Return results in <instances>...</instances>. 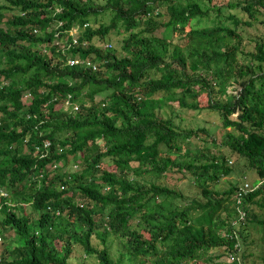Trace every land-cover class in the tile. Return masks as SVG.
<instances>
[{"label":"trees","instance_id":"obj_1","mask_svg":"<svg viewBox=\"0 0 264 264\" xmlns=\"http://www.w3.org/2000/svg\"><path fill=\"white\" fill-rule=\"evenodd\" d=\"M232 4L251 17L264 10V0ZM2 8L18 11L0 25V233L15 234L0 264H67L74 244L99 264L249 262L245 239L255 229L264 240V39L240 61L233 28L192 22L208 14L197 0H0V17ZM75 24L78 43L68 32ZM76 57L97 68L67 62ZM202 92L231 127L211 138L229 155L210 145L191 152L186 140L209 133L169 114L171 101L200 108ZM44 139L40 156L34 146ZM233 154L257 176L209 186L232 171ZM70 159L82 167L65 168ZM175 173L188 177L185 188L168 182ZM110 234L121 244L116 256ZM226 252L231 262L220 259ZM257 258L264 264V249Z\"/></svg>","mask_w":264,"mask_h":264},{"label":"rangeland","instance_id":"obj_2","mask_svg":"<svg viewBox=\"0 0 264 264\" xmlns=\"http://www.w3.org/2000/svg\"><path fill=\"white\" fill-rule=\"evenodd\" d=\"M100 2H103L104 0H99ZM182 2H185L186 0H181ZM236 0H197V2L200 4V6L203 9H208L207 15L202 16H196L193 19V23L197 27H202L206 25H216V24H223L227 25L234 29L235 33L237 34L232 39V43L236 44L235 46L238 47L237 50V57L240 61H244L245 55L241 54V51H246L247 49H251L254 47V43L257 39H264V23L261 22L264 18V14L261 13L264 10H255V17H251L246 11H244L240 6H235L232 3H235ZM244 1V0H241ZM218 8V9H216ZM163 9V8H162ZM255 9V8H254ZM18 9H7L2 8L1 9V17H0V25L4 26L5 21L7 18H10L14 13H16ZM218 12V13H217ZM230 16H233V18H230ZM238 18L241 20L238 24L234 22V20ZM163 20V19H162ZM162 20H159L160 22ZM250 20L251 23L245 22ZM163 29V25L158 26L154 29L153 33L160 35L161 30ZM118 36H115L114 39H111V42L115 46H119V42L117 40ZM96 37H94V40ZM173 40L176 42H179L180 44L185 45L187 41V37L183 33H179L177 31L173 34ZM238 83L236 81H232L227 86V91L235 92L236 89L239 87L237 86ZM197 87V85L195 86ZM97 98L102 97L103 94H96ZM198 104L201 106L197 109H180L178 108L177 101H171L169 103H172V107L174 108V113H171L169 111L168 106H164V108L169 111V114H171L173 120L175 123L180 124L181 126H191V127H204L205 130L209 133L207 136L203 137L202 135L197 136H191L189 137L185 145L188 146V148L191 150V152L195 149H202L205 145H210L213 148V152H217L220 148L221 151L224 154L229 155L230 151L229 148L226 146L218 147L215 144L213 145L211 142V138L215 137L218 140L220 139L222 133L224 132V128L230 129L231 127H223L222 126V120L220 114L209 107H207L208 97L205 92L200 93L197 96ZM24 102V97L19 99V101L16 104H21ZM59 103L56 104L58 106ZM158 111V109H157ZM0 111V116H1ZM236 112L232 113V116L235 117ZM203 135L205 133H202ZM235 155L233 154L231 158L228 160V164H231L233 166L232 171L227 175H220L219 178H217L214 182H209V186L217 187V189H223L226 188L231 182H237L239 183L242 179L246 178L245 180L249 181L250 179H253L257 176L256 172L248 168L247 165L244 163L242 157L238 154H236L235 159H233ZM104 159H108V157H105ZM231 160V162H230ZM59 164H61V161H59ZM74 162L70 159L65 166V168H72L77 167L80 169L82 165H73ZM102 168L107 169H114L113 163H105L101 162ZM178 177V178H176ZM162 178V177H161ZM179 179V180H178ZM188 177H180L179 173H175L173 178H170L168 180L169 183L181 186L185 188V180H187ZM249 182H245L244 185H248ZM256 185L252 186V188L256 187ZM5 194L4 191H0V195ZM82 197V195L76 191L75 197ZM10 203H12L10 201ZM24 205V212H29L31 210V206L29 203H23ZM19 212V211H17ZM94 218L96 220H99L100 214L96 213L94 215ZM261 234V233H260ZM0 236H2V240L0 242V249L3 247L5 243H11L15 239L14 230L11 227H7L3 230V233H0ZM261 236H259V232L255 229H253V238L252 236H248L245 240L247 242V251L252 252L253 255L248 257V261L246 264H251V260L253 259L256 264H260V260H258V254L261 253V251L264 249V240L260 239ZM255 240V243H250V240ZM91 241L93 243H96L98 246L100 245L98 241V237L95 234L91 235ZM107 243H109L111 248V254L116 256L117 252L121 248V244L119 242V238L115 237L114 235H108ZM246 249V248H245ZM6 249L3 250V252ZM7 250L6 252H8ZM219 251V250H218ZM218 251H213V254ZM222 256L220 259L224 261H230L232 258L229 256L230 254ZM3 254V253H2ZM231 262V261H230ZM67 264H99L97 262V257L95 254L86 255L84 253L81 246H78L76 244L73 245L71 255L68 258Z\"/></svg>","mask_w":264,"mask_h":264},{"label":"clouds","instance_id":"obj_3","mask_svg":"<svg viewBox=\"0 0 264 264\" xmlns=\"http://www.w3.org/2000/svg\"><path fill=\"white\" fill-rule=\"evenodd\" d=\"M79 31H80V27H79V25L78 24H75V25H73L69 30H68V32H69V34L71 35V39H72V42L73 43H78V34H79ZM86 41H83V43H85ZM70 44L69 43H67V47L69 46ZM67 62L68 63H82V64H84V65H87V66H91V68L92 69H96L97 68V63H95V62H92L91 61V59L90 58H80V57H76V58H68L67 59ZM94 66V67H93ZM27 93L28 92H26L25 94H24V98L27 96ZM69 98H70V95L68 94L67 95V99L65 100V104H67V103H71V106H70V108H69V110H75V109H77L78 108V104L77 103H74V102H71V101H69ZM24 103V102H23ZM27 116H29V115H27ZM49 144H50V142H49V140L48 139H44L43 141H42V146L40 145V144H35V148H34V152L35 153H38L40 156H43L45 153H46V151L48 150V148H49ZM56 165V164H55ZM76 165V164H75ZM0 191H3V190H0ZM5 192V191H4ZM5 194H6V192H5ZM5 194H3V195H5Z\"/></svg>","mask_w":264,"mask_h":264},{"label":"built area","instance_id":"obj_4","mask_svg":"<svg viewBox=\"0 0 264 264\" xmlns=\"http://www.w3.org/2000/svg\"><path fill=\"white\" fill-rule=\"evenodd\" d=\"M94 67V66H93ZM247 186V185H246ZM232 259H233V255H231V253H230V255H229Z\"/></svg>","mask_w":264,"mask_h":264}]
</instances>
